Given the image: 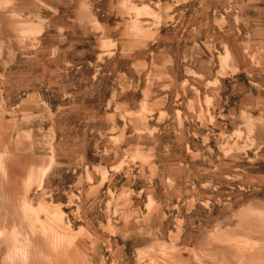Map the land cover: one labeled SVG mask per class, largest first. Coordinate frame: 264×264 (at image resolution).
Instances as JSON below:
<instances>
[{"label": "rangeland", "instance_id": "374dc122", "mask_svg": "<svg viewBox=\"0 0 264 264\" xmlns=\"http://www.w3.org/2000/svg\"><path fill=\"white\" fill-rule=\"evenodd\" d=\"M0 154V264H264V0H0Z\"/></svg>", "mask_w": 264, "mask_h": 264}, {"label": "crops", "instance_id": "0c3cea01", "mask_svg": "<svg viewBox=\"0 0 264 264\" xmlns=\"http://www.w3.org/2000/svg\"><path fill=\"white\" fill-rule=\"evenodd\" d=\"M44 219V218H42ZM165 264V263H164ZM174 264H216V263H210L208 261H194V260H179V261H175Z\"/></svg>", "mask_w": 264, "mask_h": 264}, {"label": "bare ground", "instance_id": "6f19581e", "mask_svg": "<svg viewBox=\"0 0 264 264\" xmlns=\"http://www.w3.org/2000/svg\"><path fill=\"white\" fill-rule=\"evenodd\" d=\"M0 155H1V154H0ZM4 158H5V157H4ZM4 158H3V159H4ZM0 159H2V158H0ZM2 161H3V160H2ZM2 161H0V162H2ZM4 161H5V160H4ZM1 164H2V163H1ZM3 164H5V163H3ZM3 164H2V166H3ZM4 166H5V165H4ZM4 166H3L2 168L5 169L7 166H6V167H4ZM6 169H7V168H6ZM3 172H4V170H3ZM5 172H7V170H6ZM5 172H4V173H5ZM4 226H5V225H4ZM0 227H2V226L0 225ZM2 228H5V229H6V227H2ZM2 228H0V229H2ZM6 230H8V229H6ZM8 231H9V230H8ZM8 231H7V232H8ZM14 231H15V230L12 229L11 232H14ZM11 232H8L7 234H10V235L13 234V233H11ZM1 234H2V233H1ZM4 234H6V233L4 232ZM32 234H33V233H32ZM32 234H31V235H32ZM8 236H9V235H8ZM14 236H15V234H14ZM28 237H29V235H28ZM11 241H12V240H11ZM36 242H37V241H36ZM35 244H36V243H35ZM26 258H27V256H26Z\"/></svg>", "mask_w": 264, "mask_h": 264}]
</instances>
